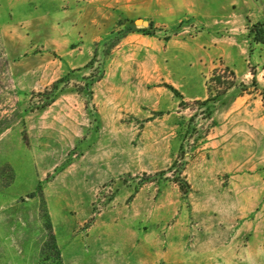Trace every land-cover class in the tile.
<instances>
[{
    "label": "rangeland",
    "instance_id": "obj_1",
    "mask_svg": "<svg viewBox=\"0 0 264 264\" xmlns=\"http://www.w3.org/2000/svg\"><path fill=\"white\" fill-rule=\"evenodd\" d=\"M259 28L264 0H0V264H264Z\"/></svg>",
    "mask_w": 264,
    "mask_h": 264
},
{
    "label": "trees",
    "instance_id": "obj_2",
    "mask_svg": "<svg viewBox=\"0 0 264 264\" xmlns=\"http://www.w3.org/2000/svg\"><path fill=\"white\" fill-rule=\"evenodd\" d=\"M262 28H259L256 30L255 32V40L256 41H264V35L261 34L260 31H263ZM92 62L89 61L87 65H90ZM103 71L99 70V68L97 70H94V73L90 74L89 76V82L90 84H92L94 81H97L101 78ZM60 80H58L57 82H55L54 84H52V88L55 89L57 86V83ZM252 83L254 86H257V81L255 76H253L252 79ZM207 86H208V95L205 98V100H203L200 103H208V102H214L216 101L220 96H222L229 88L235 86V74L234 71L229 69L227 66H224L223 68L220 67H216L212 70L211 75L209 76L208 80H207ZM241 90L244 91L246 89V85L245 84H241ZM170 89L174 92H176V90L174 88H172L170 86ZM52 90L51 91H46V99L48 102H51L53 100V96H51ZM177 93V92H176ZM262 100L264 102V93L262 94ZM48 102H46L43 105H47L49 104ZM180 175V174H179ZM178 178L176 179V182L179 186V188L181 189V191L186 194L189 191V184L188 182L185 180V178H180V176H177Z\"/></svg>",
    "mask_w": 264,
    "mask_h": 264
},
{
    "label": "water",
    "instance_id": "obj_3",
    "mask_svg": "<svg viewBox=\"0 0 264 264\" xmlns=\"http://www.w3.org/2000/svg\"><path fill=\"white\" fill-rule=\"evenodd\" d=\"M137 21L140 23H143V24H147V22L145 20H137Z\"/></svg>",
    "mask_w": 264,
    "mask_h": 264
}]
</instances>
